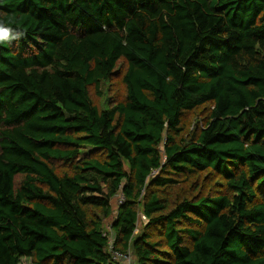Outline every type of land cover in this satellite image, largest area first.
<instances>
[{
	"label": "trees",
	"instance_id": "trees-1",
	"mask_svg": "<svg viewBox=\"0 0 264 264\" xmlns=\"http://www.w3.org/2000/svg\"><path fill=\"white\" fill-rule=\"evenodd\" d=\"M0 22L22 33L0 264H264V0H0Z\"/></svg>",
	"mask_w": 264,
	"mask_h": 264
},
{
	"label": "built area",
	"instance_id": "built-area-1",
	"mask_svg": "<svg viewBox=\"0 0 264 264\" xmlns=\"http://www.w3.org/2000/svg\"><path fill=\"white\" fill-rule=\"evenodd\" d=\"M153 171L152 173H154ZM144 218V217H142ZM111 243V240L109 241ZM109 250L112 258L118 262V264H135L134 259L130 252L123 253L117 250H113L111 244H109Z\"/></svg>",
	"mask_w": 264,
	"mask_h": 264
},
{
	"label": "clouds",
	"instance_id": "clouds-1",
	"mask_svg": "<svg viewBox=\"0 0 264 264\" xmlns=\"http://www.w3.org/2000/svg\"><path fill=\"white\" fill-rule=\"evenodd\" d=\"M13 34L21 35L22 33H13L11 28L4 26V24L0 22V42L13 38Z\"/></svg>",
	"mask_w": 264,
	"mask_h": 264
},
{
	"label": "rangeland",
	"instance_id": "rangeland-1",
	"mask_svg": "<svg viewBox=\"0 0 264 264\" xmlns=\"http://www.w3.org/2000/svg\"><path fill=\"white\" fill-rule=\"evenodd\" d=\"M118 92V90H116V93ZM188 118V116H187ZM118 199H120V196H118ZM112 205H113V208H115V206L117 205V200L116 198L113 199V202H112ZM144 220V219H143ZM145 221V220H144ZM137 232V230L135 231ZM20 264H31V261L29 258H22L21 261H20Z\"/></svg>",
	"mask_w": 264,
	"mask_h": 264
}]
</instances>
